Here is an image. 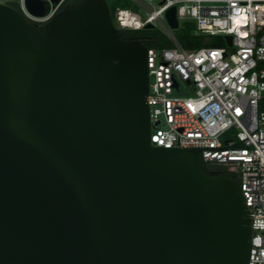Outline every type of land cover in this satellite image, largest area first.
Returning <instances> with one entry per match:
<instances>
[{
  "label": "water",
  "instance_id": "obj_1",
  "mask_svg": "<svg viewBox=\"0 0 264 264\" xmlns=\"http://www.w3.org/2000/svg\"><path fill=\"white\" fill-rule=\"evenodd\" d=\"M147 52L106 0L0 3V264L249 263L238 181L151 142Z\"/></svg>",
  "mask_w": 264,
  "mask_h": 264
},
{
  "label": "built area",
  "instance_id": "obj_2",
  "mask_svg": "<svg viewBox=\"0 0 264 264\" xmlns=\"http://www.w3.org/2000/svg\"><path fill=\"white\" fill-rule=\"evenodd\" d=\"M45 1L49 9L42 16L31 13L26 0L0 3L40 25L73 2ZM130 2L138 10L114 8L116 28L142 30L151 24L173 43L169 48L148 47L151 142L165 148H201L208 165L233 164L252 220L248 264H264V0ZM173 6L178 29L192 23L197 35L232 36V46L181 47L174 35L178 29L166 19Z\"/></svg>",
  "mask_w": 264,
  "mask_h": 264
},
{
  "label": "trees",
  "instance_id": "obj_3",
  "mask_svg": "<svg viewBox=\"0 0 264 264\" xmlns=\"http://www.w3.org/2000/svg\"><path fill=\"white\" fill-rule=\"evenodd\" d=\"M74 2H77L79 0H73ZM110 8L111 16L113 17V11L114 8ZM192 23L185 22L182 27L180 28V31L178 34H174L178 43L186 50H192L200 47H213V46H223L221 44H216L212 41V38L214 36H205V35H197L194 33V27H192ZM118 33L123 38L125 35L131 34V33H137L141 30H127V29H121L117 28ZM148 47L150 48H156V49H162V48H169L173 46V43L170 41V39L163 34L161 31L154 29L152 32L149 33V38L147 42H144ZM260 109L264 110V100L261 101ZM210 170H221L222 174L232 177L235 180L237 179L234 176V166L233 164H209Z\"/></svg>",
  "mask_w": 264,
  "mask_h": 264
},
{
  "label": "rangeland",
  "instance_id": "obj_4",
  "mask_svg": "<svg viewBox=\"0 0 264 264\" xmlns=\"http://www.w3.org/2000/svg\"><path fill=\"white\" fill-rule=\"evenodd\" d=\"M108 5L111 7V8H115V7H122V8H132L134 10H138V8L136 6H134L132 4V2H130V0H106ZM184 23H182L183 25ZM194 27V24H192ZM182 27V26H181ZM180 27V28H181ZM180 28L178 30H174V34H178L179 31H180ZM212 41L215 42L216 44H221L223 46H226L227 43H226V40L224 37H220V36H214L212 38ZM230 50H232L231 48H229ZM234 131H230L228 132V135L229 134H232ZM222 140L224 141V138L222 137Z\"/></svg>",
  "mask_w": 264,
  "mask_h": 264
},
{
  "label": "flooded vegetation",
  "instance_id": "obj_5",
  "mask_svg": "<svg viewBox=\"0 0 264 264\" xmlns=\"http://www.w3.org/2000/svg\"><path fill=\"white\" fill-rule=\"evenodd\" d=\"M154 29L155 28H144L140 32L125 35L123 38H125V39H137V40H140L142 42H147L148 38H149V33L152 32ZM213 171H220L222 173V171L218 170V169L213 170Z\"/></svg>",
  "mask_w": 264,
  "mask_h": 264
}]
</instances>
